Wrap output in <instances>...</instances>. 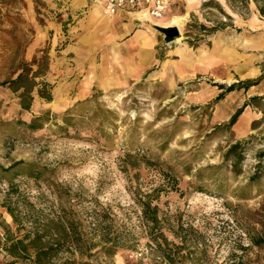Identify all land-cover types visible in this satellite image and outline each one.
I'll list each match as a JSON object with an SVG mask.
<instances>
[{
	"label": "rangeland",
	"instance_id": "1",
	"mask_svg": "<svg viewBox=\"0 0 264 264\" xmlns=\"http://www.w3.org/2000/svg\"><path fill=\"white\" fill-rule=\"evenodd\" d=\"M164 2L160 19L148 15L151 30L163 55L170 49L180 58L177 70L192 66L191 77L176 84L159 82L157 67L143 81L103 91L89 73L100 51L87 52L86 58L67 54L92 29L93 7L103 13V0H0V82L15 76L20 61L46 55L42 80L52 97L46 102L34 91L27 112L18 94L0 87V264L13 261L5 251L7 237L22 235L6 210L11 185L17 193L10 205L22 213L27 200L48 215L72 211L87 232L105 214L125 225L134 250L93 264H167L147 244L139 225L135 200L151 193L158 198L159 216L166 218L168 241L179 243L172 232L179 225L203 237L199 243L206 254L185 264H227L231 255L238 259L242 254L238 245H249L245 229H259L255 220L264 215V179L240 191L248 195L245 200L234 191L254 173L255 154L264 148V19L251 0ZM173 20H179L180 45L165 43L157 31L174 27ZM246 81L258 84L215 101L224 92L221 86ZM91 85L88 98L76 97ZM241 108L238 126L226 130L223 126ZM45 114L49 120L41 130L23 126ZM238 141H247L241 176L226 168L209 170ZM15 163L21 164L5 172ZM262 171L264 176V165ZM244 261L264 264V246L250 249Z\"/></svg>",
	"mask_w": 264,
	"mask_h": 264
},
{
	"label": "trees",
	"instance_id": "2",
	"mask_svg": "<svg viewBox=\"0 0 264 264\" xmlns=\"http://www.w3.org/2000/svg\"><path fill=\"white\" fill-rule=\"evenodd\" d=\"M241 1L247 3V0ZM251 1L255 4L259 16L264 19V0ZM47 66L46 55L40 58L35 56L29 63L20 61L15 74H13L15 76L0 82V87L10 90L13 94H18L19 106L23 111L28 112L30 110L34 100V91L37 92L40 99L51 102V87L42 80L47 71ZM257 82H240L226 89L221 86L220 89H224V92L215 101L222 100L226 94L235 90L250 88L258 84ZM242 113L243 108L239 109L223 127L226 130L232 129ZM68 115L67 113L63 117L67 126L70 125ZM48 120V114H45L36 117L29 123H24L23 126L29 131L36 132L41 130ZM262 135L264 144V132ZM246 148L247 141H238L232 144L223 154L222 163L210 167L209 170L219 173L223 168H226L234 177L241 176L247 155ZM19 164L21 163L13 164L5 172L14 170ZM263 165L264 148L255 154L254 173L248 177L247 183L242 188L234 191V195L238 199H247L248 195L240 193V191L257 185L264 179ZM29 176L35 177L34 173L29 174ZM175 185L176 183H174ZM16 193V187L11 185L7 195L6 210L12 218L16 231L22 230L21 237L10 235L5 240V251L13 260L11 264L18 262L23 264H93L92 262L99 258L109 261L119 252L134 250L131 242L132 236L127 227L115 224L108 214L102 216V219L97 223L98 225H93L91 231L87 232L80 219L70 210L61 209L59 212H52L48 215L37 210L27 200L24 201L27 206L24 213L12 208L10 205L11 195ZM157 199L151 193L135 201L140 207L139 225L147 237V244L154 249V252L159 255L158 257L167 264H185L187 261L197 260L200 255H205L206 248L202 245L203 243H199V241L202 242L203 237L192 227L184 229L182 225H179L178 230L172 231L179 243L168 241L164 235V229L167 228L165 226L166 218L159 216L160 210L157 205H154ZM255 223L259 229H256L255 226L251 227V225L245 229V234L249 238V245H238L242 254L239 258L237 257L238 259L235 255H231L227 264L229 262L231 264H249V261H244L247 252L253 247L260 249L264 246V215L258 216ZM190 245L195 246L193 250L189 249ZM198 246H201L202 250H199ZM66 254L69 256H65ZM257 262L260 263L259 260Z\"/></svg>",
	"mask_w": 264,
	"mask_h": 264
},
{
	"label": "crops",
	"instance_id": "3",
	"mask_svg": "<svg viewBox=\"0 0 264 264\" xmlns=\"http://www.w3.org/2000/svg\"><path fill=\"white\" fill-rule=\"evenodd\" d=\"M142 16L138 12L124 10L112 18L105 17L102 11L101 16L96 19H90L89 15V27L92 29L79 39V46L76 45L77 47L67 52L76 58H86L87 52L95 54L100 51L98 64V58L93 55L94 62L90 65L89 73L97 78V85L103 91L143 81L157 67L160 70L158 75H154V79L159 82L172 81L176 84L191 77V65L186 64L182 70L176 69L174 65L178 66L181 60L172 55L173 50L169 49L164 55L161 53L160 40L151 30L153 21L149 17L143 19ZM179 64L181 67L182 64ZM86 83L91 84L88 81ZM93 85L83 87L76 97L88 98Z\"/></svg>",
	"mask_w": 264,
	"mask_h": 264
},
{
	"label": "built area",
	"instance_id": "4",
	"mask_svg": "<svg viewBox=\"0 0 264 264\" xmlns=\"http://www.w3.org/2000/svg\"><path fill=\"white\" fill-rule=\"evenodd\" d=\"M103 13L112 18L119 11L147 14L154 19H160L166 10L164 0H103Z\"/></svg>",
	"mask_w": 264,
	"mask_h": 264
},
{
	"label": "water",
	"instance_id": "5",
	"mask_svg": "<svg viewBox=\"0 0 264 264\" xmlns=\"http://www.w3.org/2000/svg\"><path fill=\"white\" fill-rule=\"evenodd\" d=\"M157 31L163 35L164 41L167 44L173 43L180 35L176 27L158 28Z\"/></svg>",
	"mask_w": 264,
	"mask_h": 264
},
{
	"label": "bare ground",
	"instance_id": "6",
	"mask_svg": "<svg viewBox=\"0 0 264 264\" xmlns=\"http://www.w3.org/2000/svg\"><path fill=\"white\" fill-rule=\"evenodd\" d=\"M101 10H102V8L100 6H94L93 9H92V11H91V13H90V19H92V18L93 19H96V18L100 17L101 16ZM142 17H143V19H148L147 14H143ZM178 22H179V20H173L172 23H173L174 27H178L177 26ZM179 33L181 35L180 30H179ZM174 43L180 45L181 44V38H176V40L174 41Z\"/></svg>",
	"mask_w": 264,
	"mask_h": 264
}]
</instances>
